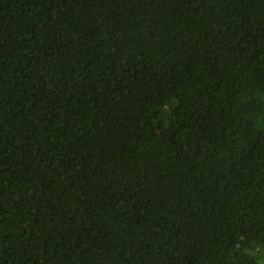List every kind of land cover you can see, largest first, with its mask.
I'll return each mask as SVG.
<instances>
[{"label": "trees", "instance_id": "1", "mask_svg": "<svg viewBox=\"0 0 264 264\" xmlns=\"http://www.w3.org/2000/svg\"><path fill=\"white\" fill-rule=\"evenodd\" d=\"M0 264H264V0H0Z\"/></svg>", "mask_w": 264, "mask_h": 264}]
</instances>
